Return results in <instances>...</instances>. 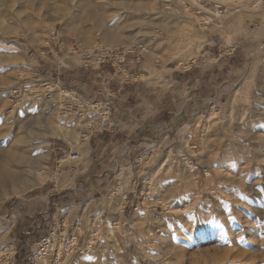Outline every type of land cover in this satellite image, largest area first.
<instances>
[{
  "label": "rangeland",
  "instance_id": "374dc122",
  "mask_svg": "<svg viewBox=\"0 0 264 264\" xmlns=\"http://www.w3.org/2000/svg\"><path fill=\"white\" fill-rule=\"evenodd\" d=\"M49 2L62 10L0 0V264H73L69 239L82 248L93 229L98 249L74 263L264 264V0ZM88 8L105 25L90 24ZM213 42L230 46L227 65L147 122V149L114 120L112 82H134L133 54L122 72L86 68L76 53L133 47L183 69ZM29 121L34 162L9 180L4 152L29 154ZM102 136L115 147L88 181L104 191L87 200L82 170Z\"/></svg>",
  "mask_w": 264,
  "mask_h": 264
},
{
  "label": "crops",
  "instance_id": "0c3cea01",
  "mask_svg": "<svg viewBox=\"0 0 264 264\" xmlns=\"http://www.w3.org/2000/svg\"><path fill=\"white\" fill-rule=\"evenodd\" d=\"M207 45H209V48L202 56L203 61L183 69H180L178 66L172 67L169 63L156 66L150 60L148 62L147 56L142 55L141 52L137 55L133 54L135 56H129L132 59L130 74L134 82L125 87L121 86L117 81L112 82L113 89L118 90L114 94L119 93L113 109L115 111L114 120L116 127L120 130L125 128L129 129L130 136L135 134L132 136V144L136 143L137 145L135 147L137 149L142 147L147 149V142L144 143L143 141H147L148 121H151L155 117H162L165 113H174L170 112L172 109L168 107L171 105L170 102L172 103L171 99H175V95L178 98H182V103L189 101V99L186 101L185 98L195 96L199 90L203 91L202 87L205 88L209 85L210 77H214L210 72L207 73L210 69L208 67L212 66L213 69L217 68L220 71V69H224L227 65L230 60L227 50L230 46L221 45L220 48L214 49L217 47L215 42L205 44L204 47H207ZM217 50L220 58L213 62L211 60L212 56H214L212 51L216 53ZM210 61L214 64H209ZM170 107L179 109L176 103ZM109 142L111 140L109 141L106 136L99 137L92 141L93 147L88 150L90 161L86 163L82 170V175L85 177L88 176L87 181L83 182L87 185L85 188V197L87 200L94 199L93 195L96 192L104 191L97 184H102L104 181L96 179L91 184L88 181L92 175L97 177V169L101 162L104 161L105 152L107 151L105 148L107 147L108 149ZM111 145L115 147V143L111 142Z\"/></svg>",
  "mask_w": 264,
  "mask_h": 264
},
{
  "label": "built area",
  "instance_id": "2783aa9c",
  "mask_svg": "<svg viewBox=\"0 0 264 264\" xmlns=\"http://www.w3.org/2000/svg\"><path fill=\"white\" fill-rule=\"evenodd\" d=\"M79 58L85 62L86 68H102L108 64L112 67H117L118 70L125 72V68L121 67L128 55L135 54V48L127 49L126 47L120 48H111L107 46H96L92 50H79L76 52ZM77 54H75L77 56ZM71 161H78L80 159V154H75L70 157ZM56 233H53V237H55ZM78 238H70L68 247L64 250V256L68 257L73 264L77 259V256H86L91 249H98V245L101 243L99 232L96 230H92L90 232V241L89 245H84L82 248H76L79 246ZM46 239L44 240V243ZM49 245L48 243L45 246ZM61 255V254H60ZM41 260H43V264H48V256L42 255L40 256ZM58 258V256H57ZM60 261V258L57 259V262ZM50 264V263H49Z\"/></svg>",
  "mask_w": 264,
  "mask_h": 264
},
{
  "label": "bare ground",
  "instance_id": "6f19581e",
  "mask_svg": "<svg viewBox=\"0 0 264 264\" xmlns=\"http://www.w3.org/2000/svg\"><path fill=\"white\" fill-rule=\"evenodd\" d=\"M25 1L27 3L29 2L30 4H33V3L36 2L37 9L46 8V9L55 10V11L62 10V8L59 5L51 4L49 2V0H25ZM86 10H87V14H88L87 18L90 20V24L96 25V26L105 25L104 19L102 20L101 18H99L100 15L99 16L95 15V13L93 12V10L91 8H88ZM97 13L99 14V12H97ZM126 48L130 50L133 47L132 48L131 47H126ZM34 125H35L34 121H29L28 126L26 127V129L24 128V130H26V132H27L26 139L20 141V143H22V144H24V143L27 144L26 153H29V154H25L23 151H5L4 152L5 153V158L13 163V167L12 168H10V169L8 168V169H5V170L2 171L4 173V175H5V177L8 178L9 180L18 177L17 175L19 174V171L17 169H19V168H21L23 166H28L29 167V165H32L33 162H34L33 161L34 160L33 159V154H32L33 153V146L31 145V143L33 142V140L35 138V133L33 131V126ZM1 178H2V176H1ZM5 182H7V181L5 180ZM2 186H3V184H2Z\"/></svg>",
  "mask_w": 264,
  "mask_h": 264
},
{
  "label": "trees",
  "instance_id": "16d2710c",
  "mask_svg": "<svg viewBox=\"0 0 264 264\" xmlns=\"http://www.w3.org/2000/svg\"><path fill=\"white\" fill-rule=\"evenodd\" d=\"M23 243V242H22ZM22 243H21V246H22Z\"/></svg>",
  "mask_w": 264,
  "mask_h": 264
}]
</instances>
